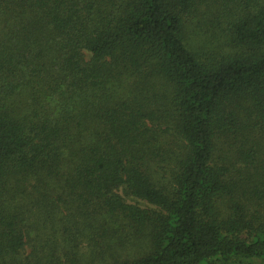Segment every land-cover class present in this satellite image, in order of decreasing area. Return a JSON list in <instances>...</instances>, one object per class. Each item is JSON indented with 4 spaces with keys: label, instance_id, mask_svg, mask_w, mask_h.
I'll use <instances>...</instances> for the list:
<instances>
[{
    "label": "trees",
    "instance_id": "1",
    "mask_svg": "<svg viewBox=\"0 0 264 264\" xmlns=\"http://www.w3.org/2000/svg\"><path fill=\"white\" fill-rule=\"evenodd\" d=\"M0 264H264V0H0Z\"/></svg>",
    "mask_w": 264,
    "mask_h": 264
},
{
    "label": "rangeland",
    "instance_id": "2",
    "mask_svg": "<svg viewBox=\"0 0 264 264\" xmlns=\"http://www.w3.org/2000/svg\"><path fill=\"white\" fill-rule=\"evenodd\" d=\"M29 251V248L27 247L26 250H25V253H27Z\"/></svg>",
    "mask_w": 264,
    "mask_h": 264
}]
</instances>
